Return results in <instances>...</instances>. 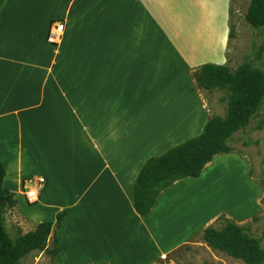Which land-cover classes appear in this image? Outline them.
<instances>
[{
    "label": "crops",
    "instance_id": "obj_1",
    "mask_svg": "<svg viewBox=\"0 0 264 264\" xmlns=\"http://www.w3.org/2000/svg\"><path fill=\"white\" fill-rule=\"evenodd\" d=\"M228 2L0 0L3 188L18 200L26 180L45 179L34 204L48 220L65 213L55 236L67 264H152L218 214L173 240L169 193L196 177L165 188L143 215L132 188L145 161L196 137L210 119L192 76L206 64L226 66ZM55 20L64 23L65 49L46 43ZM111 235L119 242L100 243Z\"/></svg>",
    "mask_w": 264,
    "mask_h": 264
},
{
    "label": "rangeland",
    "instance_id": "obj_2",
    "mask_svg": "<svg viewBox=\"0 0 264 264\" xmlns=\"http://www.w3.org/2000/svg\"><path fill=\"white\" fill-rule=\"evenodd\" d=\"M248 3L249 0H229L226 7L229 10V21L228 25L222 28V40L226 45V67L235 70L244 66L248 71H259L264 75V27L255 29L246 23L244 14ZM200 90L210 111L209 118L223 117L226 112L225 99L230 92L219 89ZM181 108L186 111L192 109L188 105H183ZM227 145L230 151L217 155L212 164L213 169L207 170L208 178L201 179L202 175H200L199 178L187 179L183 187L169 193L171 194L167 205L170 208L169 235H173V240H178L182 229L183 235L185 233L188 235L195 222L198 228L203 219L218 213L207 222L206 226L212 225L219 228L220 223L215 221L222 215L239 226H248L251 236L256 238L260 246L264 248V99L248 126L235 133L228 140ZM30 186L32 184L25 183L24 189ZM42 210L38 203L28 204L23 196L18 197L17 204L6 209L3 214L4 226L10 237L14 239L17 230L21 233L29 232L40 222L54 223L56 219L48 220L49 213ZM56 231L52 229L50 233L47 250L53 248L52 238ZM90 232L86 231V233ZM81 237L84 240L89 238L90 244L95 239L87 234H81ZM117 238L118 236L111 235L107 239L104 236L100 243L119 242ZM66 251L65 248L64 252ZM57 255L53 256L45 251H33L27 254L20 264H67ZM69 255L72 257L71 254ZM74 262L84 264L81 263V259ZM205 262L245 264L241 260L211 249L199 237L173 250L166 259L152 264H203ZM88 264L93 263L88 262Z\"/></svg>",
    "mask_w": 264,
    "mask_h": 264
},
{
    "label": "trees",
    "instance_id": "obj_3",
    "mask_svg": "<svg viewBox=\"0 0 264 264\" xmlns=\"http://www.w3.org/2000/svg\"><path fill=\"white\" fill-rule=\"evenodd\" d=\"M244 19L252 28H263L264 0H249ZM192 77L199 89L230 92L225 99V115L211 117L199 135L145 161L132 188L133 208L138 215L148 213L165 188L183 178L198 177L215 155L230 151L228 140L248 126L264 99V75L248 71L244 66L230 70L226 66L206 64L193 72ZM4 178L5 169L0 162V264H20L33 251H45L53 256L60 253L55 235L53 248L47 250L46 246L52 229L60 228L64 212L57 214L54 223L40 222L33 230L26 233L17 230L16 237H10L3 214L17 204V199L3 188ZM215 222L221 226L209 225L202 231L199 239L204 244L245 264H264V248L251 236L248 226H239L222 215Z\"/></svg>",
    "mask_w": 264,
    "mask_h": 264
},
{
    "label": "built area",
    "instance_id": "obj_4",
    "mask_svg": "<svg viewBox=\"0 0 264 264\" xmlns=\"http://www.w3.org/2000/svg\"><path fill=\"white\" fill-rule=\"evenodd\" d=\"M46 42L59 49H65L68 46V40L64 38V23L61 20L51 22L46 33ZM25 183L32 186L23 190V197L28 204H34L38 201V192L44 187L45 179L42 177L30 178Z\"/></svg>",
    "mask_w": 264,
    "mask_h": 264
},
{
    "label": "bare ground",
    "instance_id": "obj_5",
    "mask_svg": "<svg viewBox=\"0 0 264 264\" xmlns=\"http://www.w3.org/2000/svg\"><path fill=\"white\" fill-rule=\"evenodd\" d=\"M230 199V198H229ZM232 200H234V199H232ZM232 211L234 212L235 210L232 208Z\"/></svg>",
    "mask_w": 264,
    "mask_h": 264
}]
</instances>
